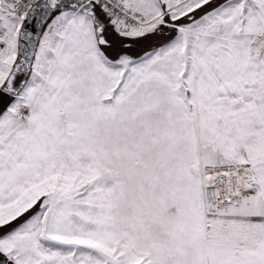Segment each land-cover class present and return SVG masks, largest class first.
<instances>
[{
  "label": "snow or ice",
  "instance_id": "snow-or-ice-1",
  "mask_svg": "<svg viewBox=\"0 0 264 264\" xmlns=\"http://www.w3.org/2000/svg\"><path fill=\"white\" fill-rule=\"evenodd\" d=\"M0 264H264V0H0Z\"/></svg>",
  "mask_w": 264,
  "mask_h": 264
}]
</instances>
